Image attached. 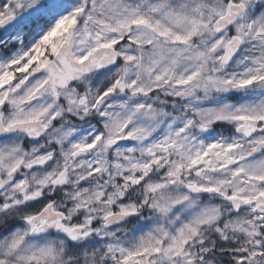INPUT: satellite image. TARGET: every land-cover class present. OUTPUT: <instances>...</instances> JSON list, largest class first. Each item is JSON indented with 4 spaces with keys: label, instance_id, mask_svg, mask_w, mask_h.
Wrapping results in <instances>:
<instances>
[{
    "label": "snow or ice",
    "instance_id": "obj_1",
    "mask_svg": "<svg viewBox=\"0 0 264 264\" xmlns=\"http://www.w3.org/2000/svg\"><path fill=\"white\" fill-rule=\"evenodd\" d=\"M0 264H264V0H0Z\"/></svg>",
    "mask_w": 264,
    "mask_h": 264
}]
</instances>
